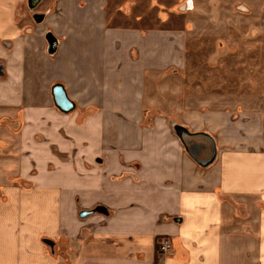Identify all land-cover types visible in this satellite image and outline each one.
Wrapping results in <instances>:
<instances>
[{"label": "crops", "instance_id": "crops-1", "mask_svg": "<svg viewBox=\"0 0 264 264\" xmlns=\"http://www.w3.org/2000/svg\"><path fill=\"white\" fill-rule=\"evenodd\" d=\"M0 264H264V0H0Z\"/></svg>", "mask_w": 264, "mask_h": 264}, {"label": "water", "instance_id": "water-1", "mask_svg": "<svg viewBox=\"0 0 264 264\" xmlns=\"http://www.w3.org/2000/svg\"><path fill=\"white\" fill-rule=\"evenodd\" d=\"M52 95L59 109L67 112L74 108L75 104L62 84H56L52 88ZM180 136L188 152L198 163L207 164L212 161L216 153V143L210 135L183 132Z\"/></svg>", "mask_w": 264, "mask_h": 264}, {"label": "built area", "instance_id": "built-area-1", "mask_svg": "<svg viewBox=\"0 0 264 264\" xmlns=\"http://www.w3.org/2000/svg\"><path fill=\"white\" fill-rule=\"evenodd\" d=\"M172 249L173 246L169 239H162L158 244V250L161 253H171Z\"/></svg>", "mask_w": 264, "mask_h": 264}, {"label": "rangeland", "instance_id": "rangeland-1", "mask_svg": "<svg viewBox=\"0 0 264 264\" xmlns=\"http://www.w3.org/2000/svg\"><path fill=\"white\" fill-rule=\"evenodd\" d=\"M243 11H245V10H243ZM245 12H248V11H245ZM6 124L7 125H9V124H11V122H10V120H6ZM12 125V124H11ZM173 125V127H174V129L175 130H177L178 131V135L180 136V132L181 131H184V130H182L183 128L181 127L182 125L181 124H176V123H173L172 124ZM13 126V125H12ZM145 126H152V123H148V122H146L145 123ZM15 128H17V127H15ZM181 137V136H180ZM215 141V140H214ZM215 143H216V141H215Z\"/></svg>", "mask_w": 264, "mask_h": 264}]
</instances>
